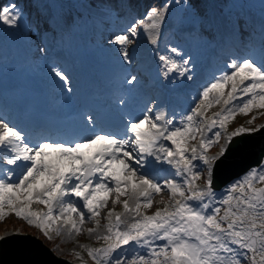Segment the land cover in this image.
I'll use <instances>...</instances> for the list:
<instances>
[{"label": "snow or ice", "instance_id": "snow-or-ice-1", "mask_svg": "<svg viewBox=\"0 0 264 264\" xmlns=\"http://www.w3.org/2000/svg\"><path fill=\"white\" fill-rule=\"evenodd\" d=\"M168 9V3L151 6L127 31L113 35L110 43L119 45L123 62H130L127 46L141 29L157 44ZM22 16L13 0L0 5V23L17 27ZM30 27L39 33V21ZM157 58L163 78L192 79L191 57L178 47L169 46ZM226 67L202 88L196 106L179 122L151 99L138 115L128 114L119 131L97 128L89 114L84 117L87 135L69 141L43 137L33 143L0 117V221L15 214L48 240L84 231L95 234L104 241L102 246L81 245L94 264H264V187H255L264 183V166L259 171L252 168L230 185L218 202L226 206L222 213L212 187L213 164L226 153L228 143L259 130L243 125L230 133L226 129L238 113L264 109V62L244 57ZM51 71L68 85L63 71L55 67ZM137 81L129 74L124 82ZM118 103L123 106L126 100ZM214 105H221L220 110L206 117ZM205 131L213 135L205 138ZM197 134L199 144L190 143ZM222 137L226 143L220 152L208 156L207 149ZM154 165H167L171 172L161 176ZM165 191L168 201L161 199L157 203L164 206L148 214L153 197ZM109 201L121 205L122 211L108 208ZM34 203L46 211H34ZM102 209H107L104 216ZM101 219L106 221L102 232ZM88 221L95 226L85 229ZM75 256L80 258L81 253Z\"/></svg>", "mask_w": 264, "mask_h": 264}, {"label": "rangeland", "instance_id": "rangeland-1", "mask_svg": "<svg viewBox=\"0 0 264 264\" xmlns=\"http://www.w3.org/2000/svg\"><path fill=\"white\" fill-rule=\"evenodd\" d=\"M44 1L46 3L47 1H51V0H44ZM203 1H204V3H207L209 5L211 2H213L215 0H203ZM244 1L248 2L249 4L245 3ZM55 2L60 3V1H58V0H55ZM165 3L169 4L168 12L173 14V16H174L175 20L178 22V24L182 21L188 22V21H192V20L196 19V17L191 15V14H187V15L184 14L185 18L181 17V10H183V8H181L182 4L179 2V0H162L160 2L159 6H162ZM232 5H234V8H235L233 11L231 10L233 15L242 14V12L244 11L243 8L249 7V9L251 11V14L249 16H247L249 21H253V18L255 17V15L257 13H264V0H234ZM51 6L57 7L58 5L56 3H52ZM65 7H68V5L66 6V4H65ZM18 9L23 14L19 26L13 27L12 31H10V30L9 31H1L0 30V54H5V53L8 54L9 50H11L13 52V54L16 53V51L14 52V49L16 48L14 46V36H15L16 32L24 33V32H26L28 27H30L28 25L29 22L25 19V13L22 11V9L19 6H18ZM63 10H65L64 7H63ZM88 10L97 13L100 17H104V18L105 17H107V18L111 17L112 18L111 19V21H112L111 29L121 26L120 22L114 23L113 17L111 15H109L108 13H106L105 6L103 4H99V5H97V7H89ZM229 13L230 12L227 11L225 14L228 15ZM136 19L137 18L135 17V15H130L129 16L130 21H129L126 28L128 29V27L131 25V23H133ZM206 20L208 22V16L206 17ZM80 22H81V20L79 21V20L75 19V22H71L69 24L70 25V29H69L70 39H68V42L73 40L74 39L73 34L76 31L81 29L82 25ZM121 32H124V29L122 30V29L118 28V30L115 33L110 35V37H109L110 40L112 39L114 34H118ZM49 36H51V32L46 31L41 36V39L43 40ZM67 38H68V36H67ZM57 39H64V37L58 35ZM132 39L134 42L127 46L129 49V53H130V62H126L127 63L126 69H127L129 74L136 75V66L138 65V60H136V58H134V55L139 57L138 54H141V52H143L145 50L147 43L149 41V34L147 32H145L143 29H141L140 34L137 37H134ZM33 40L36 41V39H33ZM194 41H196V40L195 39H189V38H184L182 40L176 41V40L172 39V37L170 36L168 38L165 46H164V50L166 52V50L168 49L169 46H175V47H178L182 53H184V56H188L187 55L188 52H186L184 49L186 48V45H190ZM210 42H211L210 39H204V38L202 39L201 38V40H199L195 44V47H197L199 50V51L197 50L195 53L198 55L204 54V48L207 47V45H209ZM40 46H41V44H40ZM138 46H142V48H138ZM35 47L37 48V46H35ZM112 47L114 49L118 50L119 45L112 44ZM140 49H142V50H140ZM17 51H18V49H17ZM258 51H259V56L264 55V53H261L259 46H257V45L249 46V48L246 51V54H244V56L241 58L252 57L254 59V56H258L256 54ZM37 53H39V52H37ZM118 55H119V57H121L119 52H118ZM34 58L36 60L40 61V59H42V56H40V55L33 56L31 60H33ZM237 59H240V58H237ZM32 62L34 63V60ZM227 64L228 63L225 62L224 67H226ZM138 77H139V75H138ZM196 103H198V96H197ZM216 106L217 105H214L210 110H214L216 108ZM259 113H264V109H253V111L251 113H249L248 115H243V114L238 113L235 117L236 119L229 121V123L227 124V129H226L227 132L230 133L241 125H243L244 127L255 128L258 125V123H264V114H259ZM253 116H256V119L252 124H249L248 121L251 120ZM199 140H200V137H196V140L191 141L190 143L199 144L198 143ZM220 142L222 143L221 145L225 144L226 141H225L224 137H222L220 139ZM214 144H212L207 149V155L208 156H215L220 152V146H218V148H215ZM194 163H198V166H199V164L202 162H194ZM169 170H171V169H167L166 172L162 176H168L171 172ZM201 171H204V169L201 168ZM177 179H179V178H177ZM199 183L201 185H203L204 181L201 180V181H199ZM227 194H228V192L225 193L224 197ZM164 197H166L167 199H163ZM157 199L159 201L161 199H163L164 201L167 202L168 201L167 191L162 192L161 194L153 197V200H157ZM215 200H216V197H215ZM216 202H217V200H216ZM34 205H37V204L34 203L32 206H34ZM39 205H41V204H39ZM219 205L220 204H218V203L216 204V206H219ZM41 206H43V210L46 211L45 206L44 205H41ZM163 206L164 205L160 204V203H158V204L153 203V207L151 209H148L147 213L152 214V212H154L156 210V208L163 207ZM113 207L115 209L116 208L119 209V207H121V205H112L111 202L109 201L108 208H113ZM106 213H107V209H102V212H101L102 216L106 215ZM10 215H12V217L6 219L5 221H2L3 222L2 226H1L2 230H0V234H4L7 236V238L4 239V241L9 242L11 244H15L17 242H24L26 244H33V242L30 239H28L27 236L24 237V236H20V235H8L10 230H11L10 226L15 225L13 221H10L11 219L15 218L17 220V223H18L17 225H20V223H21L20 221H24L23 219L17 218L15 216V214H10ZM7 221H10V222L7 223ZM24 222L27 224L26 221H24ZM105 223H106V221L104 219H101V227H100V229H98V231H100V232L104 231L103 225ZM94 226L95 225L91 221H88L85 223V225L83 227L86 229V228H91ZM53 240L54 241H52L50 248L54 251V253L60 257L71 260L72 262H74V264H82V262H83V264H91L90 260H92V259L87 255V251L85 249L81 248V245H84L86 247H100L104 243V241H102V240H97L95 234H89L86 231L81 232L79 235L73 234L70 238L66 237L64 234H61L60 236L53 235ZM44 243L47 244L46 242H44ZM129 251H131V250H129ZM76 252L81 253L80 258H77L75 256Z\"/></svg>", "mask_w": 264, "mask_h": 264}, {"label": "water", "instance_id": "water-1", "mask_svg": "<svg viewBox=\"0 0 264 264\" xmlns=\"http://www.w3.org/2000/svg\"><path fill=\"white\" fill-rule=\"evenodd\" d=\"M259 132H261V130H259ZM259 132L254 134V136H252L253 134H243L233 138L228 145L226 153L216 161L212 176L213 187L215 186L218 188L220 185L222 186L228 180L245 172L250 166L260 162L262 156H264V133L261 132V134H259ZM4 249L6 248L0 249V254L2 253L3 255H0V264H27L26 262H21V258L26 255L33 257L37 261L36 264H39L38 260L43 264H58L57 261L52 260L49 256H36L33 249L25 246L23 249H14L10 252Z\"/></svg>", "mask_w": 264, "mask_h": 264}, {"label": "trees", "instance_id": "trees-1", "mask_svg": "<svg viewBox=\"0 0 264 264\" xmlns=\"http://www.w3.org/2000/svg\"><path fill=\"white\" fill-rule=\"evenodd\" d=\"M17 2H19V0H16ZM23 2V5L25 6V8L28 11L34 12L36 11L35 17H39V13L37 12L39 9L37 8L36 4L34 5V3L36 2V0H21ZM93 1V0H91ZM109 1V0H108ZM113 1V0H111ZM134 1V0H132ZM188 4L193 5L191 3H194L196 0H185ZM142 3H144L145 5H149L150 3H154V6H157V0H141ZM231 2V0H218L219 6L221 8H226L227 5ZM5 27L4 24L0 23V28ZM202 31H205L204 29H202ZM13 221L15 225H17V221L15 220H10ZM10 221H7V223H9ZM3 222H0V230H2L1 226H2ZM22 228H27V225H25V223H20ZM5 227V226H4ZM5 229V228H4Z\"/></svg>", "mask_w": 264, "mask_h": 264}, {"label": "bare ground", "instance_id": "bare-ground-1", "mask_svg": "<svg viewBox=\"0 0 264 264\" xmlns=\"http://www.w3.org/2000/svg\"><path fill=\"white\" fill-rule=\"evenodd\" d=\"M71 45H73V43H71ZM143 46V45H142ZM142 46H139V48H142ZM147 48H148V46H147ZM146 49V48H145ZM134 58H136V59H139L140 61H142L141 60V58H138L136 55H134ZM123 62V61H122ZM12 64H13V66H15L16 68H17V71L20 69L21 71H22V65L21 64H15V62H12ZM127 73L126 72H122L121 74H120V78H122V77H124L125 75H126ZM23 77H20V78H18L17 80H21V81H23ZM209 79V76H203L202 77V79H201V81L202 82H204V81H206V80H208ZM22 84V83H21ZM35 255L36 256H41V252L36 248L35 249ZM21 258V257H20ZM21 262H26L27 264H36L37 263V261L33 258V257H31V256H29V255H26V256H24V257H22L21 258ZM38 263L39 264H43L41 261H39L38 260Z\"/></svg>", "mask_w": 264, "mask_h": 264}]
</instances>
